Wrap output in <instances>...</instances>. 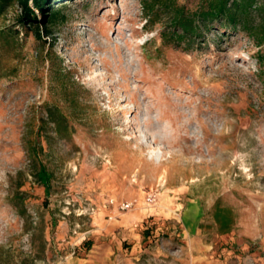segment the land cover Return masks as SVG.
Instances as JSON below:
<instances>
[{
	"label": "rangeland",
	"instance_id": "374dc122",
	"mask_svg": "<svg viewBox=\"0 0 264 264\" xmlns=\"http://www.w3.org/2000/svg\"><path fill=\"white\" fill-rule=\"evenodd\" d=\"M58 8L50 34L46 21L37 33L19 26L17 2L0 11V245L29 252L36 264H129L107 253L112 240L134 233L132 264H264V76L252 39L217 29L190 46L165 43L167 16L149 23L141 0H65ZM104 62L128 75L113 70L114 79L95 86ZM154 69L168 88L171 77L183 78L170 88L182 117L157 123L148 109L146 125L137 109L123 113L128 121L138 114L137 125L115 122L117 109L133 107L122 83L142 87L143 98ZM52 106L69 120L61 134L48 120ZM201 107L211 111L213 132L223 129L215 139L194 120ZM177 122L200 151L179 150L186 142L178 143ZM26 217L44 223V252L31 246L41 233L23 229Z\"/></svg>",
	"mask_w": 264,
	"mask_h": 264
},
{
	"label": "trees",
	"instance_id": "16d2710c",
	"mask_svg": "<svg viewBox=\"0 0 264 264\" xmlns=\"http://www.w3.org/2000/svg\"><path fill=\"white\" fill-rule=\"evenodd\" d=\"M65 0H0V11L7 5L18 3L22 14L17 18V24L22 27L35 26V33L41 30V24L46 21L43 33L50 34L51 27L61 17L58 5ZM144 16L149 23H157L166 15L169 26L161 31V38L168 44L185 43L192 45L199 39L207 38L213 30H220L222 35L229 32H244L253 44L258 47L260 76H264V0H190L181 4L179 0H141ZM57 6H54V5ZM48 11V14H46ZM164 21V20H163ZM41 32H39V37ZM48 120L54 125L57 133L67 130L69 120L56 107H49ZM38 178L43 185L48 186L50 175L40 168ZM22 215L25 213L21 212ZM23 229L28 232H40V244L32 240L31 246H39L45 251L48 240L45 236L43 222H33L24 218ZM31 254L18 248L16 254L10 245H0V264H36Z\"/></svg>",
	"mask_w": 264,
	"mask_h": 264
},
{
	"label": "bare ground",
	"instance_id": "6f19581e",
	"mask_svg": "<svg viewBox=\"0 0 264 264\" xmlns=\"http://www.w3.org/2000/svg\"><path fill=\"white\" fill-rule=\"evenodd\" d=\"M94 40V39H91ZM89 57L87 56L86 59H88ZM91 63V62H90ZM90 63H87V66L90 65ZM103 67L106 69L105 73H101L98 74L95 79H94V84L95 86H99L101 87L102 85H104V82L106 79H114V75L112 74L113 70H118L121 71V76L125 77L128 74H126V71L124 69H122L119 65H117L116 67H113L112 65L108 64L107 62H104ZM157 70L154 69L153 72L151 74H147L144 76V82H149L151 84L150 88H148V92H145V96L143 98H141L140 93L138 90H142V87L136 86L134 89H130L126 84H124V82L122 83V86L124 88V92L126 93L125 99H127V101L129 103L133 104V107L131 106H124L121 107L122 109H117L113 115L115 116V122L117 123H121L124 122L127 125V128H130V126H128V124H135L137 125L138 122V114H135L131 120L128 121V119H126L123 116L124 112H132V110H137V109H142L143 110V115L145 116L143 123H145L146 125H148V123H151V117H150V113L156 111L158 118L155 122L157 123H161L164 121V119H170L173 122H175V120L177 119V121L182 117V114L179 112V105L178 102L175 100H173L172 96H171V86L175 87L176 84L179 85V83L183 82V78L180 76V74L171 77V79L169 80V84L171 85L170 88H168L165 85H161L155 77ZM121 82V81H120ZM119 81H114V86L117 85H121ZM154 84V85H152ZM123 91H119L118 89L115 91V97L119 98L122 95ZM147 93V95H146ZM180 102L183 101L182 96L178 93L177 94ZM140 99V100H139ZM164 105V107H163ZM119 106V105H118ZM118 106H115V108H117ZM150 113H149V111ZM198 112V116H194V120L197 121L198 123H200L202 125V129L204 131L205 134V138L209 139L212 138L215 139L217 136L220 135V133H222V130H220V132L218 134L214 133L212 130V127L210 125V122L208 120V118L206 117H211L209 110H205L202 107L197 109ZM215 116V115H214ZM165 126L167 125L164 124ZM177 127H175V131L178 137V143L180 142H186L185 144L180 145L179 144V150L182 151L183 153L186 152H194V151H200V146H196L193 147V145H191L190 143H187L190 139H191V134H192V130H190L188 127H186V125L181 124L179 125V123L177 122ZM175 126V125H173ZM155 133V132H154ZM150 134L148 137L151 141V144L149 145V154L151 156H154L156 153H158V145L156 142L159 141L158 139V135L156 134ZM196 207V206H195Z\"/></svg>",
	"mask_w": 264,
	"mask_h": 264
},
{
	"label": "crops",
	"instance_id": "0c3cea01",
	"mask_svg": "<svg viewBox=\"0 0 264 264\" xmlns=\"http://www.w3.org/2000/svg\"><path fill=\"white\" fill-rule=\"evenodd\" d=\"M138 236L135 235L134 233H130L129 236L123 237L122 240L114 239L112 240L113 243V248L108 247V253L107 256L114 262L118 260L120 257H123V260H126L129 262V264H132L134 260L136 259V256L134 255L136 251L138 250L137 245H138ZM125 241H132L133 247L128 248L123 246V242ZM115 245V246H114Z\"/></svg>",
	"mask_w": 264,
	"mask_h": 264
},
{
	"label": "built area",
	"instance_id": "2783aa9c",
	"mask_svg": "<svg viewBox=\"0 0 264 264\" xmlns=\"http://www.w3.org/2000/svg\"><path fill=\"white\" fill-rule=\"evenodd\" d=\"M111 202L113 203V200H111ZM131 204L132 203H130V202L123 203L120 207H121V209H126V208H129Z\"/></svg>",
	"mask_w": 264,
	"mask_h": 264
}]
</instances>
